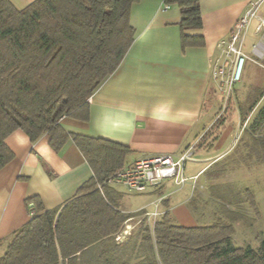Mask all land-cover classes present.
Here are the masks:
<instances>
[{"label":"trees","instance_id":"obj_1","mask_svg":"<svg viewBox=\"0 0 264 264\" xmlns=\"http://www.w3.org/2000/svg\"><path fill=\"white\" fill-rule=\"evenodd\" d=\"M138 1L35 0L19 10L0 0V169L15 157L6 138L22 130L33 143L49 135L56 150L71 137L93 170L63 208L44 211L38 196L28 198L37 214L13 234L0 264H264V236L258 247H240L228 222L184 226L175 221L167 199L154 223L146 212H124L111 189L116 185L105 181L129 164L131 148L70 134L61 125L65 117L90 120L89 100L136 39L130 16ZM164 2L180 9L183 49L204 46V36L193 33L203 29L200 0ZM223 125L219 118L197 148ZM136 217H141L137 231L117 241L125 223ZM136 259L141 260L133 263Z\"/></svg>","mask_w":264,"mask_h":264},{"label":"crops","instance_id":"obj_2","mask_svg":"<svg viewBox=\"0 0 264 264\" xmlns=\"http://www.w3.org/2000/svg\"><path fill=\"white\" fill-rule=\"evenodd\" d=\"M10 1L22 10L35 0ZM250 1L200 0L203 29L193 33L202 34L206 44L186 49L182 46L177 5L164 8V0L136 2L130 16L136 39L119 68L92 96L90 120L65 117L62 127L70 134L104 138L130 147L127 163L146 155L178 154L192 147L198 154L195 157L204 163L211 155L202 156V150H216L223 144L220 139L197 148L214 123L210 121L215 93L210 61L222 55L221 44L229 40ZM255 28L250 25L246 37L259 35ZM50 140L49 135H43L33 143L22 130L6 138L15 157L0 169V258L13 234L37 214L32 210L37 205H30L28 198L38 196L44 211L63 208L93 177L92 167L71 137L60 150L54 149ZM167 185L164 182L158 190H166ZM111 189L120 202L126 188L116 185ZM172 197L169 210L179 223L188 227L200 225L184 203L187 198L177 202ZM150 206L147 203L121 209L126 213L146 212L145 216L156 210L161 212Z\"/></svg>","mask_w":264,"mask_h":264},{"label":"rangeland","instance_id":"obj_3","mask_svg":"<svg viewBox=\"0 0 264 264\" xmlns=\"http://www.w3.org/2000/svg\"><path fill=\"white\" fill-rule=\"evenodd\" d=\"M256 24L257 21L252 20L251 25L255 27ZM263 37V33L248 37L243 34L242 44L248 54L242 51L249 58L242 79L229 98L220 84L213 81L214 107L210 121L214 123L211 127L219 118H224V125L215 129L205 146L220 139H223V144L216 150H202V156L211 155L204 163L196 157L199 162L187 163L185 176L192 179L197 176L196 182L190 179L178 184L169 180L166 181V190L164 187L160 189L162 191L158 190L159 185L158 191L155 190L158 193L143 195L124 189L120 202H117L120 208H136L151 203L150 208H159L162 215L164 199L169 201L171 195L177 202L187 198L184 203L198 224L208 226L218 221L228 222L235 228L233 239L237 246L260 245L264 236V59L255 56L253 48L264 42ZM241 107L246 118L240 115ZM192 150L194 152L193 147ZM194 156L198 154L194 153ZM167 193L170 194L168 197Z\"/></svg>","mask_w":264,"mask_h":264},{"label":"built area","instance_id":"obj_4","mask_svg":"<svg viewBox=\"0 0 264 264\" xmlns=\"http://www.w3.org/2000/svg\"><path fill=\"white\" fill-rule=\"evenodd\" d=\"M264 0H251L250 5L243 16L236 23L228 41L221 44L222 55L214 57L210 61L215 82L220 86L227 98L233 94L238 82L241 81L246 60L249 58L242 51L243 34L248 30L252 20H256V34H264ZM164 8H169L165 5ZM264 37L262 38V41ZM239 43V44H238ZM264 43V42H263ZM259 42L254 45L253 54L264 59V44ZM225 59V62H224ZM92 103V98L89 100ZM192 148L178 154L146 155L142 156L124 168L116 171L105 184L121 185L129 191L146 194L169 180H175L178 184H184L192 179L185 176L188 162H196ZM196 182L197 176L192 179ZM196 187V184H193ZM102 189L103 185L99 184ZM151 222H155L161 213L156 210L146 214ZM149 220V221H150ZM128 220L116 240L123 242L127 236L133 233L139 221ZM132 222V223H131Z\"/></svg>","mask_w":264,"mask_h":264}]
</instances>
